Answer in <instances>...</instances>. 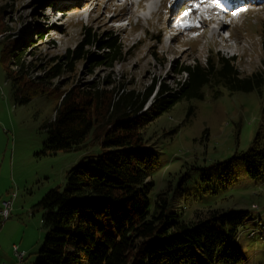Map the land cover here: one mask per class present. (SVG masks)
I'll list each match as a JSON object with an SVG mask.
<instances>
[{"label":"rangeland","instance_id":"1","mask_svg":"<svg viewBox=\"0 0 264 264\" xmlns=\"http://www.w3.org/2000/svg\"><path fill=\"white\" fill-rule=\"evenodd\" d=\"M137 1L0 0V57L8 59L9 72L22 70L19 79L32 81L34 88L59 64L58 73L46 76L45 90L55 88L59 95L94 86L112 92L111 101L121 93L146 92L153 82L149 100L158 86L177 89L178 78L185 76L174 74L177 68L214 55L234 58L241 76L264 75V0ZM241 8L246 10L232 15ZM184 11L189 15L182 16ZM177 21L189 26L175 27ZM110 32L125 53L111 68L93 66L103 51L95 41ZM19 50L21 69L13 62ZM78 50L82 58L73 60L69 70L65 64ZM203 92L202 99L177 102L155 118L149 100L143 107L148 116L145 138L157 152L153 193L170 198L183 220L203 216L209 208L248 211L236 242L241 264H264V181L249 178L239 160L257 135L264 146V101L256 91L224 90L215 98L210 88ZM45 93L18 103L0 62V207L12 200L7 220L0 218V264L38 259L45 234L39 201L64 186L66 172L83 156L98 151L95 143L86 150L43 149V124L57 105L56 96ZM13 245L24 252L23 263L17 262Z\"/></svg>","mask_w":264,"mask_h":264},{"label":"trees","instance_id":"2","mask_svg":"<svg viewBox=\"0 0 264 264\" xmlns=\"http://www.w3.org/2000/svg\"><path fill=\"white\" fill-rule=\"evenodd\" d=\"M46 7L54 9L50 4ZM40 37L41 32L36 35ZM95 43L103 51L94 57L93 66L111 68L125 53L111 32ZM5 50L12 55L10 48ZM20 52L13 54V62L21 69ZM81 58L78 50L65 66L71 70L72 61ZM7 61L0 57L18 103H26L41 92L55 94V88L47 91L44 83L46 76L59 72V64L52 67L53 73L40 77L39 87L34 88L32 81L19 79L22 70L9 72ZM174 74L185 75L178 78V88L158 86V96L153 94L151 100L155 82L146 92L121 93L112 101V92L94 86L73 87L54 95L57 105L53 117L43 124L47 133L43 149L86 150L89 143H95L98 151L83 156L66 172L64 186L49 190L39 201L45 234L38 259L29 264L242 263L236 242L248 211L209 208L203 216L183 220L170 198L153 193L157 152L145 138L148 116L143 107L149 100L155 118L177 102L202 99L205 87L212 90L214 98L224 90L229 94L256 91L263 103L264 75L241 76L234 58L217 55L205 58L204 63L183 64ZM163 95L167 96L163 99ZM261 121L264 127V105ZM253 143L241 152L239 160L249 178L264 181V146L259 144L258 135Z\"/></svg>","mask_w":264,"mask_h":264},{"label":"built area","instance_id":"3","mask_svg":"<svg viewBox=\"0 0 264 264\" xmlns=\"http://www.w3.org/2000/svg\"><path fill=\"white\" fill-rule=\"evenodd\" d=\"M11 203L12 200H6V201H2L1 203V207H0V218L2 221L7 220V218L10 215V210H11ZM12 252L17 260L18 263H23L24 261V252H19L17 247L15 245L12 246ZM4 264V263H2Z\"/></svg>","mask_w":264,"mask_h":264},{"label":"snow or ice","instance_id":"4","mask_svg":"<svg viewBox=\"0 0 264 264\" xmlns=\"http://www.w3.org/2000/svg\"><path fill=\"white\" fill-rule=\"evenodd\" d=\"M197 7H198V5H197ZM246 9H244V8H241V9H239V11H234V12H232V15L233 16H237V15H239V12L240 11H245ZM189 15V12L188 11H184L183 13H182V16H184V17H186V16H188ZM175 27H178V28H184V27H188L189 25H188V22L187 21H183V22H181V21H177L176 22V24L174 25Z\"/></svg>","mask_w":264,"mask_h":264},{"label":"bare ground","instance_id":"5","mask_svg":"<svg viewBox=\"0 0 264 264\" xmlns=\"http://www.w3.org/2000/svg\"><path fill=\"white\" fill-rule=\"evenodd\" d=\"M237 0H227V4H234ZM217 21V20H216ZM166 28H163L162 31H165Z\"/></svg>","mask_w":264,"mask_h":264}]
</instances>
